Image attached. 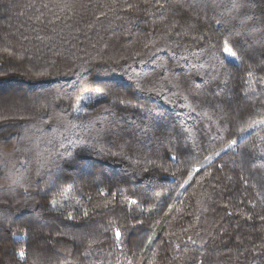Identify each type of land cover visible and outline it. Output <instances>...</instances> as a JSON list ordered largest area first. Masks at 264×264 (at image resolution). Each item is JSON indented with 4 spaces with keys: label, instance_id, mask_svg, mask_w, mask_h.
<instances>
[{
    "label": "trees",
    "instance_id": "obj_1",
    "mask_svg": "<svg viewBox=\"0 0 264 264\" xmlns=\"http://www.w3.org/2000/svg\"><path fill=\"white\" fill-rule=\"evenodd\" d=\"M262 81L264 0H0V264H264Z\"/></svg>",
    "mask_w": 264,
    "mask_h": 264
},
{
    "label": "snow or ice",
    "instance_id": "obj_2",
    "mask_svg": "<svg viewBox=\"0 0 264 264\" xmlns=\"http://www.w3.org/2000/svg\"><path fill=\"white\" fill-rule=\"evenodd\" d=\"M160 7H163V5H160ZM217 23L219 24L220 21H217ZM224 51L225 53H227L228 56L230 57H237V53L229 46L228 42L225 41V44H224ZM251 75V74H250ZM264 82V81H262ZM97 94H102L101 93V90L100 89H97ZM257 124H264V120H259V121H254L253 123H250L247 128H254L257 126ZM247 128H242L241 131H247ZM231 143H235V141H232ZM191 178V176L189 177ZM185 183H187V181H185ZM248 219H251L250 216L246 217ZM261 219H264V217H261ZM138 223H142L141 221H138ZM115 236H116V239L119 241L120 238H121V233L119 230H116L115 231ZM155 237V233L153 232V234L151 236L148 237V243L151 244L153 239ZM191 238L189 237V240ZM18 257L21 259V260H24L26 258V252H25V249L22 247L19 249L18 253H17Z\"/></svg>",
    "mask_w": 264,
    "mask_h": 264
},
{
    "label": "rangeland",
    "instance_id": "obj_3",
    "mask_svg": "<svg viewBox=\"0 0 264 264\" xmlns=\"http://www.w3.org/2000/svg\"><path fill=\"white\" fill-rule=\"evenodd\" d=\"M127 264H133L132 262H129V263H127Z\"/></svg>",
    "mask_w": 264,
    "mask_h": 264
}]
</instances>
